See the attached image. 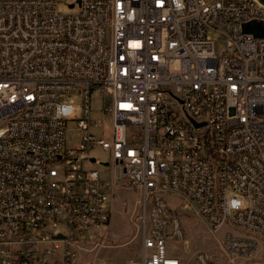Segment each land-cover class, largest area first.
Returning <instances> with one entry per match:
<instances>
[{"label":"built area","instance_id":"2783aa9c","mask_svg":"<svg viewBox=\"0 0 264 264\" xmlns=\"http://www.w3.org/2000/svg\"><path fill=\"white\" fill-rule=\"evenodd\" d=\"M68 2L77 10L0 0V264H79L87 238L107 229L118 185L140 193L133 264H183L171 251L182 212L214 235L238 230L219 241L227 264L251 257L264 240V38L241 25L264 22V8ZM93 93L101 119L91 116ZM95 146L106 161L89 156ZM194 262L219 264L203 252Z\"/></svg>","mask_w":264,"mask_h":264},{"label":"rangeland","instance_id":"374dc122","mask_svg":"<svg viewBox=\"0 0 264 264\" xmlns=\"http://www.w3.org/2000/svg\"><path fill=\"white\" fill-rule=\"evenodd\" d=\"M55 10L66 13L76 11L77 7L69 8L68 0H54ZM216 43L218 36L211 34ZM75 107L79 108V98H75ZM92 119H101V100L97 93L91 96ZM75 135L73 123L69 122L66 129V138H73ZM89 156L97 158L100 162L107 160V152L101 147L95 146L89 151ZM85 169H92L98 172L100 180H109V171L99 164L83 162ZM169 204L175 206L180 214L177 201L169 199ZM111 214L107 229L101 233L102 237L87 238L86 249L80 251L79 264H133L141 259V238L144 228L142 210L140 207V193L136 189L118 185L114 189V197L111 204ZM183 239L172 245L171 251L178 256L183 264H195L194 255L203 252L219 264H227V256L223 253L219 241L226 233L237 235L238 230L224 225L216 234L209 232L206 225L190 214H180ZM258 247L249 258H238V264H250L252 261L263 257L264 261V240L258 239ZM98 244V245H97Z\"/></svg>","mask_w":264,"mask_h":264},{"label":"water","instance_id":"95a60500","mask_svg":"<svg viewBox=\"0 0 264 264\" xmlns=\"http://www.w3.org/2000/svg\"><path fill=\"white\" fill-rule=\"evenodd\" d=\"M259 5L264 7V0H254ZM76 3L79 4V0H76ZM72 8V5L68 6ZM241 29L243 33L250 34L254 38H264V22L261 20H250L248 22L242 23ZM196 126L200 124H195ZM91 162L94 161V158H90ZM103 165H107V163H103Z\"/></svg>","mask_w":264,"mask_h":264},{"label":"bare ground","instance_id":"6f19581e","mask_svg":"<svg viewBox=\"0 0 264 264\" xmlns=\"http://www.w3.org/2000/svg\"><path fill=\"white\" fill-rule=\"evenodd\" d=\"M258 8H264V7L258 4Z\"/></svg>","mask_w":264,"mask_h":264}]
</instances>
